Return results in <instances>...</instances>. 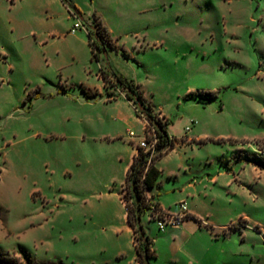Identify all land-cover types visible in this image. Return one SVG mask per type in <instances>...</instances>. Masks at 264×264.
<instances>
[{
	"label": "rangeland",
	"instance_id": "374dc122",
	"mask_svg": "<svg viewBox=\"0 0 264 264\" xmlns=\"http://www.w3.org/2000/svg\"><path fill=\"white\" fill-rule=\"evenodd\" d=\"M118 75L175 138L149 192L192 212L159 229L144 210L150 264H264V170L245 158L264 157V0H0V250L135 264L127 132L153 129Z\"/></svg>",
	"mask_w": 264,
	"mask_h": 264
},
{
	"label": "trees",
	"instance_id": "16d2710c",
	"mask_svg": "<svg viewBox=\"0 0 264 264\" xmlns=\"http://www.w3.org/2000/svg\"><path fill=\"white\" fill-rule=\"evenodd\" d=\"M97 29H101L102 33L98 31V35L102 37L105 33V28L101 23L95 24ZM118 84L126 99L132 101L133 105H138L136 113L141 115L153 129L156 137L154 147V154L148 158V153L141 148L136 147V153L132 156V160L128 164L125 171V179L122 185L121 201L125 207V220L127 225L132 230L133 245L135 251V260L137 264H150V260L155 257L151 238L145 233L142 223L141 215L144 210L150 209L151 206L161 210L157 201V193L147 194L153 188H159L160 168L157 166V161L170 150L173 149L175 138L170 136L167 131L169 120L167 118H160L156 116L149 101L142 95L139 85L132 79L123 76H116ZM213 92L210 91H189L186 96H203L211 98ZM247 161L255 163L261 170H264V157L254 154L252 159L248 155L245 156ZM191 217L187 216L185 219ZM152 219V218H150ZM19 252L23 256L24 261L15 256H11L6 252L0 250V264H29L31 261L26 251L19 247Z\"/></svg>",
	"mask_w": 264,
	"mask_h": 264
},
{
	"label": "built area",
	"instance_id": "2783aa9c",
	"mask_svg": "<svg viewBox=\"0 0 264 264\" xmlns=\"http://www.w3.org/2000/svg\"><path fill=\"white\" fill-rule=\"evenodd\" d=\"M73 27H80L79 22H75ZM71 31H74V28H71ZM190 122L193 123L191 120ZM190 127L187 125L185 130L188 131ZM127 137L130 142L135 144V147L141 148L144 152L148 153V158L153 156L154 154V147L156 143V137L153 134L148 133L147 135H142L141 137L136 138V135L133 133L132 130L127 132ZM187 216H189L186 201L181 200L178 202V206L174 211H164L159 210L158 208H154L153 206L149 209V217L153 220H156L157 226L159 229H163L165 225H177L182 220H184Z\"/></svg>",
	"mask_w": 264,
	"mask_h": 264
},
{
	"label": "crops",
	"instance_id": "0c3cea01",
	"mask_svg": "<svg viewBox=\"0 0 264 264\" xmlns=\"http://www.w3.org/2000/svg\"><path fill=\"white\" fill-rule=\"evenodd\" d=\"M145 123H146V122H145ZM185 127H186V126H185ZM167 131H168V129H167ZM168 134H169V132H168ZM169 135H170V134H169ZM170 136H172V135H170ZM185 140H187V138H185ZM175 144H176V142L174 143V145H175ZM134 153H135V151L133 152V155H134ZM133 155H132V156H133ZM131 160H132V157H131ZM131 160H130V161H131ZM130 161H129V163H130ZM129 163H128V164H129ZM148 193L152 194L151 192H148ZM157 201H158V200H157ZM158 203H159V201H158ZM159 205H160V207H161V204H160V203H159ZM161 209L164 210L162 207H161ZM164 211H165V210H164ZM188 213H189V214H192L191 211H188ZM184 220H186V219H184ZM184 220H182V221H184ZM129 229H130V228H129ZM130 230H131V229H130ZM131 231H132V230H131ZM133 246H134V245H133ZM150 247L153 249L152 245H151ZM134 252H135V251H134ZM134 262H135V264H137V262H136V260H135V256H134Z\"/></svg>",
	"mask_w": 264,
	"mask_h": 264
}]
</instances>
